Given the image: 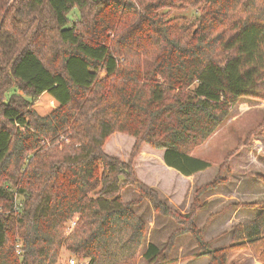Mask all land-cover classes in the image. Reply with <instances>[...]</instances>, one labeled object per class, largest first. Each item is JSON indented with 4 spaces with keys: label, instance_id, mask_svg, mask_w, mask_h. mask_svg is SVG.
Masks as SVG:
<instances>
[{
    "label": "trees",
    "instance_id": "1",
    "mask_svg": "<svg viewBox=\"0 0 264 264\" xmlns=\"http://www.w3.org/2000/svg\"><path fill=\"white\" fill-rule=\"evenodd\" d=\"M179 6L196 15L175 17ZM263 93L264 0H0V264H58L62 249L87 264H167L173 238L142 251L143 201L210 264L231 249L264 264V201L230 249H212L197 194L181 217L132 167L147 144L185 177L207 170L191 150ZM113 133L135 140L130 161L104 152ZM124 188L138 198L123 202Z\"/></svg>",
    "mask_w": 264,
    "mask_h": 264
},
{
    "label": "rangeland",
    "instance_id": "2",
    "mask_svg": "<svg viewBox=\"0 0 264 264\" xmlns=\"http://www.w3.org/2000/svg\"><path fill=\"white\" fill-rule=\"evenodd\" d=\"M173 15L190 20L196 12L193 7L179 6ZM69 17L75 19L77 11L73 10ZM134 144L132 137L113 133L103 150L110 157L128 162ZM150 151L155 157L149 156ZM158 151L147 144L140 145L132 163L138 180L149 187L158 186L159 192L152 189L162 201L160 195L166 196L163 202L181 217L190 212L193 197L197 194V210L194 209L196 228L203 232V239L210 243L212 249H230L233 227L256 217L257 209L252 206L264 201V97L240 99L219 129L202 145L191 150L192 155L210 162L211 167L207 171L188 179L162 172L154 164ZM218 177L225 183L214 190H202ZM137 198L138 194L132 188H124L121 192L123 202ZM134 211L146 224L142 251L149 242L163 249L173 238L168 252L172 261L167 264H210L208 257L198 256L192 236L183 232L185 226L158 215L147 201ZM226 257V264H263L249 249H231ZM70 260L75 264H85L62 249L58 264H69ZM138 264L143 262L139 260Z\"/></svg>",
    "mask_w": 264,
    "mask_h": 264
},
{
    "label": "crops",
    "instance_id": "3",
    "mask_svg": "<svg viewBox=\"0 0 264 264\" xmlns=\"http://www.w3.org/2000/svg\"><path fill=\"white\" fill-rule=\"evenodd\" d=\"M141 155H142V152H141ZM145 156H147V153L145 154ZM149 156L150 157H155L154 156V154H153V152L152 151H150V153H149ZM156 160H155V162H154V164H155V166H157L162 172L163 171H167L168 173H173V174H175L176 175V177H180V179H188V178H192V177H195L196 175H198V174H201V173H203V172H205V171H207V170H205V171H202V172H198V173H196V174H194V175H192V176H189V177H185V176H183V175H181V174H179L177 171H175V170H173V169H171V168H168L165 164H164V162H163V152L162 151H158V154L156 155V158H155ZM150 165V164H149ZM150 188H153V189H156V190H158V192H159V189H158V186H156V187H150ZM161 197H162V199H163V201L165 200V198H167L166 196H162V195H160ZM137 215H139V213H137V212H135ZM257 216V215H256ZM255 217H253L252 219H250V220H253ZM150 243V242H149ZM148 245V243L146 244V246ZM146 246H145V248H143V251L146 249ZM85 261V260H84ZM85 264H87V261H85Z\"/></svg>",
    "mask_w": 264,
    "mask_h": 264
},
{
    "label": "built area",
    "instance_id": "4",
    "mask_svg": "<svg viewBox=\"0 0 264 264\" xmlns=\"http://www.w3.org/2000/svg\"><path fill=\"white\" fill-rule=\"evenodd\" d=\"M74 225H75V220L70 221V222L67 224V231H68V232L71 231V230L73 229ZM69 264H75V261L70 260V261H69Z\"/></svg>",
    "mask_w": 264,
    "mask_h": 264
}]
</instances>
